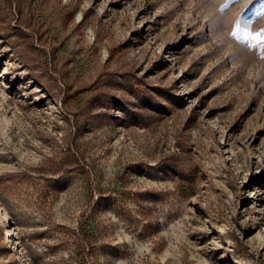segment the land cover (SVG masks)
Listing matches in <instances>:
<instances>
[{
    "label": "rangeland",
    "instance_id": "1",
    "mask_svg": "<svg viewBox=\"0 0 264 264\" xmlns=\"http://www.w3.org/2000/svg\"><path fill=\"white\" fill-rule=\"evenodd\" d=\"M257 2L0 0V264H264Z\"/></svg>",
    "mask_w": 264,
    "mask_h": 264
},
{
    "label": "trees",
    "instance_id": "2",
    "mask_svg": "<svg viewBox=\"0 0 264 264\" xmlns=\"http://www.w3.org/2000/svg\"><path fill=\"white\" fill-rule=\"evenodd\" d=\"M12 18L15 20V24L17 27H11L12 24L11 20L8 23V30L9 32L12 34H15L18 38L20 37H24L26 39H30L32 45H34V40H33V35H31V32H34V35H39L37 29L31 24V23H27L28 25L25 26L24 21V15L22 13V9H21V5L19 4L18 7V11H15L14 13H12ZM7 29V28H6ZM3 30V29H2ZM40 35L38 36V42L40 44ZM71 113L73 111H70ZM71 151V149H70ZM71 157H72V161H73V169L76 170H81V171H85L86 168V161H85V155L81 152V150L79 148H74L71 151ZM4 238V235L2 236ZM76 245L75 249L79 248L78 253H76L75 257L77 258V260L79 261V263H84V264H88L87 263V251H86V247L84 246V244L82 242H80V240L78 239V241H76L74 243ZM74 249V250H75Z\"/></svg>",
    "mask_w": 264,
    "mask_h": 264
},
{
    "label": "bare ground",
    "instance_id": "3",
    "mask_svg": "<svg viewBox=\"0 0 264 264\" xmlns=\"http://www.w3.org/2000/svg\"><path fill=\"white\" fill-rule=\"evenodd\" d=\"M261 2H257V4L255 6H262L264 5V1L263 0H260ZM3 223V217H2V210L0 209V224ZM7 231L6 232V236H7V239H11L12 238V230L10 227L7 228ZM9 237V238H8ZM17 257H20L19 254L17 255Z\"/></svg>",
    "mask_w": 264,
    "mask_h": 264
},
{
    "label": "snow or ice",
    "instance_id": "4",
    "mask_svg": "<svg viewBox=\"0 0 264 264\" xmlns=\"http://www.w3.org/2000/svg\"><path fill=\"white\" fill-rule=\"evenodd\" d=\"M221 25L223 24V20L220 21Z\"/></svg>",
    "mask_w": 264,
    "mask_h": 264
}]
</instances>
